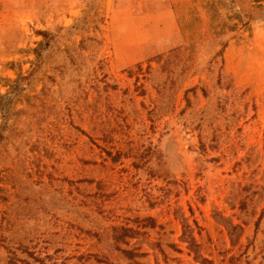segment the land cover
Here are the masks:
<instances>
[{
  "label": "rangeland",
  "instance_id": "rangeland-1",
  "mask_svg": "<svg viewBox=\"0 0 264 264\" xmlns=\"http://www.w3.org/2000/svg\"><path fill=\"white\" fill-rule=\"evenodd\" d=\"M0 264H264V0H0Z\"/></svg>",
  "mask_w": 264,
  "mask_h": 264
},
{
  "label": "trees",
  "instance_id": "trees-1",
  "mask_svg": "<svg viewBox=\"0 0 264 264\" xmlns=\"http://www.w3.org/2000/svg\"><path fill=\"white\" fill-rule=\"evenodd\" d=\"M0 140H1V134H0Z\"/></svg>",
  "mask_w": 264,
  "mask_h": 264
}]
</instances>
